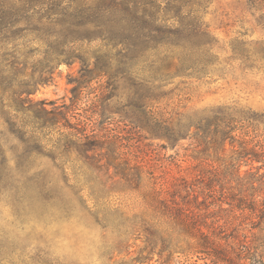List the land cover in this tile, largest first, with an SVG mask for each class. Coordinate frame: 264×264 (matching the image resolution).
Listing matches in <instances>:
<instances>
[{
	"label": "rangeland",
	"instance_id": "1",
	"mask_svg": "<svg viewBox=\"0 0 264 264\" xmlns=\"http://www.w3.org/2000/svg\"><path fill=\"white\" fill-rule=\"evenodd\" d=\"M201 10L223 60L236 39L246 42L252 57L228 60L210 76L193 70L175 76L167 88L172 92L151 110L190 115L227 106L264 113V6L207 0ZM173 17L164 29L180 26ZM36 22L22 19L7 31L9 43L3 35L0 40V264H215L188 248L196 237L157 203V189L166 196L177 178L193 180L205 169L209 160L202 164L195 129L174 144L153 135L142 123L147 108L129 92L131 81L111 94L106 78L95 79L73 96V80L85 64L75 57L71 64L60 62V51L43 41L27 43L43 33ZM94 44L79 41L67 56L87 58L93 68ZM29 83L35 84L31 94L25 91ZM43 102L50 111L38 118ZM25 107L34 111H18ZM68 109V118L53 120L56 111ZM70 126L89 136L71 138L76 131ZM125 161L141 166L140 185L122 177L116 166ZM154 223L179 233L149 243L144 227ZM249 247L241 264L264 261L257 242L251 252Z\"/></svg>",
	"mask_w": 264,
	"mask_h": 264
},
{
	"label": "trees",
	"instance_id": "2",
	"mask_svg": "<svg viewBox=\"0 0 264 264\" xmlns=\"http://www.w3.org/2000/svg\"><path fill=\"white\" fill-rule=\"evenodd\" d=\"M206 2L0 0V40L3 35L5 44L9 43L6 42L10 39L7 31H13L22 19L39 20L35 28L43 33L27 43L43 41L60 51L57 58L60 62L71 64L76 58L85 64L80 76L73 80V96L77 98L95 79L106 78V89L111 94L131 81L129 92L147 108L142 123L153 135L174 144L194 128L192 136L198 142L199 152L204 154L200 156L202 164L209 161L199 177L177 178L168 195L162 196L164 188L157 189V203L185 234L196 237L189 249L196 247V252L212 258L215 264H241L245 246L249 245L246 251L251 252L257 242L258 252L264 253V113L248 115L227 106L190 115L151 110L153 102L172 92L167 88L175 76L189 70L198 77L210 76L228 60L247 61L252 57V50L242 39L234 41L233 54L228 59L223 60L215 51L218 40L202 16L201 8ZM245 2L257 9L264 6V0ZM187 7L188 12H185ZM172 14L173 18H178L180 26L166 30L164 23ZM186 19L190 21L185 22ZM79 41L97 43L94 44L93 68L85 62L87 58L67 56L69 49ZM175 60H182V64H175ZM50 77L41 78L37 84L50 81ZM29 84L25 91L31 94L35 84L33 87ZM43 103L38 111L40 115H36L38 118L50 111ZM25 110L33 109L25 107L18 111ZM68 114L69 109L56 111L53 120L66 119ZM70 128L76 131L70 135L73 139L86 140L89 136L74 126ZM124 163L118 162L116 166L122 177L140 185L144 178L141 166ZM244 166L249 168L243 169ZM163 227L158 223L144 227L145 241L153 243V238L159 237L166 241L167 237L179 233ZM179 249L180 252L187 250L183 246ZM258 262L256 264H264L262 259Z\"/></svg>",
	"mask_w": 264,
	"mask_h": 264
}]
</instances>
